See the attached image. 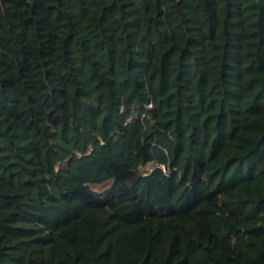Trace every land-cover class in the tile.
I'll use <instances>...</instances> for the list:
<instances>
[{
  "label": "trees",
  "instance_id": "16d2710c",
  "mask_svg": "<svg viewBox=\"0 0 264 264\" xmlns=\"http://www.w3.org/2000/svg\"><path fill=\"white\" fill-rule=\"evenodd\" d=\"M0 264H264V0H0Z\"/></svg>",
  "mask_w": 264,
  "mask_h": 264
},
{
  "label": "built area",
  "instance_id": "2783aa9c",
  "mask_svg": "<svg viewBox=\"0 0 264 264\" xmlns=\"http://www.w3.org/2000/svg\"><path fill=\"white\" fill-rule=\"evenodd\" d=\"M155 168H156L155 166L148 167L145 170L144 175L145 176L150 175L155 170ZM157 168H160L162 171H165V168L162 165L158 166Z\"/></svg>",
  "mask_w": 264,
  "mask_h": 264
},
{
  "label": "rangeland",
  "instance_id": "374dc122",
  "mask_svg": "<svg viewBox=\"0 0 264 264\" xmlns=\"http://www.w3.org/2000/svg\"><path fill=\"white\" fill-rule=\"evenodd\" d=\"M148 167V166H147ZM108 185H104V186H101V187H97L95 188L96 191H101L103 190V188L107 187Z\"/></svg>",
  "mask_w": 264,
  "mask_h": 264
}]
</instances>
